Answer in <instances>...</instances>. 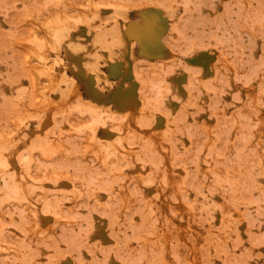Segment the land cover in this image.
<instances>
[{
	"label": "rangeland",
	"instance_id": "rangeland-1",
	"mask_svg": "<svg viewBox=\"0 0 264 264\" xmlns=\"http://www.w3.org/2000/svg\"><path fill=\"white\" fill-rule=\"evenodd\" d=\"M0 264H264V0H0Z\"/></svg>",
	"mask_w": 264,
	"mask_h": 264
},
{
	"label": "bare ground",
	"instance_id": "bare-ground-1",
	"mask_svg": "<svg viewBox=\"0 0 264 264\" xmlns=\"http://www.w3.org/2000/svg\"><path fill=\"white\" fill-rule=\"evenodd\" d=\"M201 57H203L202 58V60L204 59V56H201ZM201 57H200V59H201ZM198 60V59H197ZM197 60L195 61V62H197ZM208 60V59H207ZM206 60V61H207ZM201 61V60H200ZM205 62V61H204ZM208 62V61H207ZM197 65H198V63H196ZM201 64H202V62H201ZM205 64V63H204ZM204 64H203V67H204ZM201 66V65H200ZM207 67V66H206ZM205 68V67H204ZM206 71V70H205ZM11 163V162H10ZM12 164H14V162H12ZM15 166V165H14ZM11 167H13L12 165H11ZM16 167V166H15ZM15 171V170H14Z\"/></svg>",
	"mask_w": 264,
	"mask_h": 264
}]
</instances>
